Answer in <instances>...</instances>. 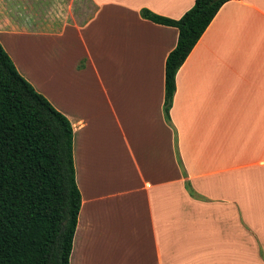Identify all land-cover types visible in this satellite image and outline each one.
Listing matches in <instances>:
<instances>
[{
  "label": "crops",
  "instance_id": "obj_1",
  "mask_svg": "<svg viewBox=\"0 0 264 264\" xmlns=\"http://www.w3.org/2000/svg\"><path fill=\"white\" fill-rule=\"evenodd\" d=\"M193 0H0V46L71 127L69 264H264V0L221 5L174 77ZM188 182L199 199L189 197Z\"/></svg>",
  "mask_w": 264,
  "mask_h": 264
},
{
  "label": "trees",
  "instance_id": "obj_2",
  "mask_svg": "<svg viewBox=\"0 0 264 264\" xmlns=\"http://www.w3.org/2000/svg\"><path fill=\"white\" fill-rule=\"evenodd\" d=\"M227 1L193 0L176 20L139 11L141 18L177 31L164 61L166 121L177 70ZM71 137L67 119L17 73L0 46V264H69L80 204ZM184 188L200 198L188 182Z\"/></svg>",
  "mask_w": 264,
  "mask_h": 264
}]
</instances>
